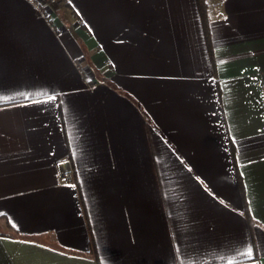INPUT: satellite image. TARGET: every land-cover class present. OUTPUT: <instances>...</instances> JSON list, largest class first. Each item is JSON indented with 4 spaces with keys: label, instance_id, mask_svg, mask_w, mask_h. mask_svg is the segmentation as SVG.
I'll return each mask as SVG.
<instances>
[{
    "label": "crops",
    "instance_id": "1",
    "mask_svg": "<svg viewBox=\"0 0 264 264\" xmlns=\"http://www.w3.org/2000/svg\"><path fill=\"white\" fill-rule=\"evenodd\" d=\"M204 4L0 0V264H264V0Z\"/></svg>",
    "mask_w": 264,
    "mask_h": 264
},
{
    "label": "trees",
    "instance_id": "2",
    "mask_svg": "<svg viewBox=\"0 0 264 264\" xmlns=\"http://www.w3.org/2000/svg\"><path fill=\"white\" fill-rule=\"evenodd\" d=\"M199 7H200V14L202 16L203 22H204V27H205V34H206V39L208 41V45L209 47L210 45V37H209V32H208V28H207V20H206V8H205V4H204V0H199ZM8 227H10V225H8Z\"/></svg>",
    "mask_w": 264,
    "mask_h": 264
},
{
    "label": "rangeland",
    "instance_id": "3",
    "mask_svg": "<svg viewBox=\"0 0 264 264\" xmlns=\"http://www.w3.org/2000/svg\"><path fill=\"white\" fill-rule=\"evenodd\" d=\"M49 3V1L48 2H46L44 5H43V10H44V12H46V13H55L56 15H57V17L58 18H60V20H61V22H63L64 21V19L63 18H65L64 17V15H63V12H61V10L62 11H66L65 9H59V7H61V6H58V8H54V7H52L50 4H48Z\"/></svg>",
    "mask_w": 264,
    "mask_h": 264
},
{
    "label": "water",
    "instance_id": "4",
    "mask_svg": "<svg viewBox=\"0 0 264 264\" xmlns=\"http://www.w3.org/2000/svg\"><path fill=\"white\" fill-rule=\"evenodd\" d=\"M59 167L62 173H66L70 171V163L68 160L60 162Z\"/></svg>",
    "mask_w": 264,
    "mask_h": 264
}]
</instances>
